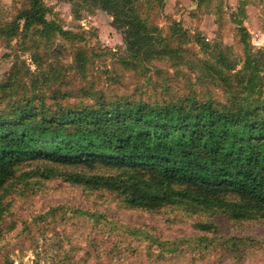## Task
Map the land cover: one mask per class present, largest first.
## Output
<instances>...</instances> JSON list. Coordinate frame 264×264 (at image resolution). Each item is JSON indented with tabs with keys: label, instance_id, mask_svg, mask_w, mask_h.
<instances>
[{
	"label": "rangeland",
	"instance_id": "obj_1",
	"mask_svg": "<svg viewBox=\"0 0 264 264\" xmlns=\"http://www.w3.org/2000/svg\"><path fill=\"white\" fill-rule=\"evenodd\" d=\"M135 1L141 17L165 38L162 57L134 67L120 31L91 0H42L46 20L79 37L68 41L53 34L45 41L31 31L25 40L0 38V84L14 76L19 92L44 95L49 104L53 92L68 93L74 97L58 102L69 106L91 104L92 92L148 104L187 95L226 102L231 95L220 75L231 88L235 75H246L241 28L264 83V0ZM26 2L0 0V27ZM38 168L43 164L21 166L4 191L0 264H264V219L233 222L221 212L175 207L129 209L107 191H89L58 177H27ZM197 223L215 229L198 232Z\"/></svg>",
	"mask_w": 264,
	"mask_h": 264
},
{
	"label": "trees",
	"instance_id": "obj_2",
	"mask_svg": "<svg viewBox=\"0 0 264 264\" xmlns=\"http://www.w3.org/2000/svg\"><path fill=\"white\" fill-rule=\"evenodd\" d=\"M91 2L111 17L134 67L167 53L165 38L141 17L139 2ZM46 15L42 0H27L13 21L0 27V38L25 40L36 31L45 41L53 34L78 39L47 21ZM240 32L246 75H235L233 88L220 75L231 95L226 102L187 95L148 104L92 92L91 104L69 106L58 102V97H74L68 93L53 92L49 104L44 95L19 92L14 76L0 84V223L5 189L18 169L31 163L43 168L28 172L29 178L58 177L89 191H107L129 209L175 207L191 213L221 212L233 222L264 219V83L247 53L243 28ZM177 33L172 31V36ZM76 61L82 65L80 54ZM96 170L107 173H93ZM80 213L97 217L86 210ZM194 227L202 233L215 229L211 223Z\"/></svg>",
	"mask_w": 264,
	"mask_h": 264
}]
</instances>
